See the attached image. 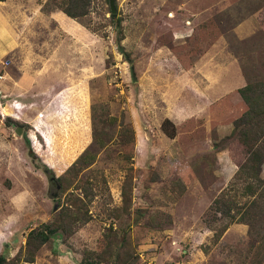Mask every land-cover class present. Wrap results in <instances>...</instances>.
<instances>
[{
  "label": "rangeland",
  "instance_id": "1",
  "mask_svg": "<svg viewBox=\"0 0 264 264\" xmlns=\"http://www.w3.org/2000/svg\"><path fill=\"white\" fill-rule=\"evenodd\" d=\"M7 1L18 44L0 64L4 264H264V198L232 160L238 90L264 80V0H114V14L89 0L78 19L62 0ZM66 89L79 94L68 121ZM78 159L57 191L45 166L60 177ZM222 192L238 212L218 235L229 219L208 208ZM68 210L79 216L27 246Z\"/></svg>",
  "mask_w": 264,
  "mask_h": 264
},
{
  "label": "trees",
  "instance_id": "2",
  "mask_svg": "<svg viewBox=\"0 0 264 264\" xmlns=\"http://www.w3.org/2000/svg\"><path fill=\"white\" fill-rule=\"evenodd\" d=\"M5 1L6 0H0V2ZM89 7V0H62L60 5L57 6L62 13L72 19L86 16L89 12ZM111 17L114 18L115 16L112 15ZM114 28L117 34L116 41L117 43H120L123 39L120 20L114 22ZM238 94L246 106V111L241 118V124L239 127L242 128L237 135L238 143L235 142L233 147L234 157L232 160H234V163L237 166L235 177L245 182V191L250 197L259 195L260 198H264V178L260 176L264 163V80L245 84L238 90ZM76 101L74 103H76ZM11 123L12 122L9 121L8 125H11ZM28 144L30 143L28 142ZM29 151L31 152L30 149ZM84 155L81 157L83 158ZM79 159L73 162L63 175L56 177L57 182L60 183V185H63L64 183L67 187L71 184V178L73 176L69 177V175L73 174V172L75 175V166ZM49 167L50 169L45 166V169L53 174L51 171L53 166L49 165ZM222 195L223 196H220L221 198L215 199L208 208V213H212L214 218H216V214L218 213L221 215V218L229 219V223L223 225V228L218 232V235H221L227 227L233 223L235 217L233 215L235 203L225 192H222ZM235 209L237 214V208L235 207ZM67 212L68 213L66 214H63V211L60 212L61 221H56L47 225L44 224L42 225L43 228L41 230L38 229L36 231H31L28 236L27 246H29V242L32 239L35 241L36 247L39 248L57 233L58 229L61 227V223L64 222V218H75L79 216L78 211L73 213L71 210H68ZM5 262L6 259L0 256V264H4ZM121 262L124 264H137L136 262H125L124 259L121 260Z\"/></svg>",
  "mask_w": 264,
  "mask_h": 264
},
{
  "label": "crops",
  "instance_id": "3",
  "mask_svg": "<svg viewBox=\"0 0 264 264\" xmlns=\"http://www.w3.org/2000/svg\"><path fill=\"white\" fill-rule=\"evenodd\" d=\"M8 1L0 2V64L8 55L13 53L17 46V39L14 36L11 27V19L13 18L10 7H7ZM5 76H3V79ZM1 81V80H0ZM79 99V94L74 96V93L71 89L65 90V97L62 98L61 108L62 111L67 112L66 120L68 121L70 115L73 117V114L70 104H75L74 102ZM70 102V104H69ZM67 103V104H66ZM15 104V103H14ZM66 104V105H65ZM25 106V105H24ZM22 107V106H21ZM12 108V107H11ZM53 108V107H52ZM51 107H47L46 111L49 113L52 109ZM57 108L55 107V110ZM71 117V118H72ZM65 121L64 124L68 126V122ZM43 124V123H41Z\"/></svg>",
  "mask_w": 264,
  "mask_h": 264
},
{
  "label": "water",
  "instance_id": "4",
  "mask_svg": "<svg viewBox=\"0 0 264 264\" xmlns=\"http://www.w3.org/2000/svg\"><path fill=\"white\" fill-rule=\"evenodd\" d=\"M108 2H109V6H110V12H111V14H114L115 12H116V9H115V1L114 0H108ZM16 134L19 136V135H21V128L19 127V128H17L16 129ZM44 172L47 174V175H49V177H48V181H49V183H51V184H55L56 185V189H57V191L60 189V185L58 184V182H57V179H56V177H54V175L53 174H51L48 170H44ZM57 194V193H56ZM56 194H54L53 195V198H56ZM54 209L56 210L57 209V206H55L54 207Z\"/></svg>",
  "mask_w": 264,
  "mask_h": 264
},
{
  "label": "built area",
  "instance_id": "5",
  "mask_svg": "<svg viewBox=\"0 0 264 264\" xmlns=\"http://www.w3.org/2000/svg\"><path fill=\"white\" fill-rule=\"evenodd\" d=\"M0 80H3V76H0ZM1 97L4 98V96H1ZM0 107H1V104H0ZM0 115H1V117L4 116L2 113H0Z\"/></svg>",
  "mask_w": 264,
  "mask_h": 264
},
{
  "label": "bare ground",
  "instance_id": "6",
  "mask_svg": "<svg viewBox=\"0 0 264 264\" xmlns=\"http://www.w3.org/2000/svg\"><path fill=\"white\" fill-rule=\"evenodd\" d=\"M16 106V105H15Z\"/></svg>",
  "mask_w": 264,
  "mask_h": 264
}]
</instances>
